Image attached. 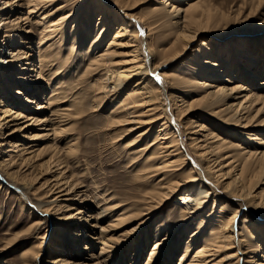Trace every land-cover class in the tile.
<instances>
[{"label": "bare ground", "instance_id": "6f19581e", "mask_svg": "<svg viewBox=\"0 0 264 264\" xmlns=\"http://www.w3.org/2000/svg\"><path fill=\"white\" fill-rule=\"evenodd\" d=\"M144 4L150 8L138 11ZM239 16L231 18V25H238ZM228 21L212 0H0V172L18 189L27 190L28 197H37L32 209L39 213V224L52 213L61 229L58 239L82 242L83 251H93L89 244L100 246V254L107 257L100 261V255L67 247L64 255L48 264H113V255L122 253L138 238L137 231L156 222L170 204L179 206L180 217L161 223V228L166 224L172 228L167 227L166 239L155 242L149 264L156 263L163 249L171 248L172 241L189 228L180 264H264L260 244L264 227L252 226L250 237L244 238L237 221L244 206L264 213V194L252 196L264 176V78L258 84L255 79L258 74L264 77V71L252 72L246 66L250 86L239 76L242 70L233 62L235 53L244 52L245 57L251 51L244 39L241 45L230 42L228 57L227 45L220 43L221 49L215 50L214 40L231 41L234 30L228 31ZM259 26L264 29V21ZM256 39L260 45L262 39ZM195 41L197 48L187 54ZM67 42L71 52L87 53L79 57L85 63L83 83L91 85L86 91L66 75ZM181 55L184 60L176 72L163 69ZM50 69L53 75L47 73ZM237 95L242 101L231 102L240 98ZM88 99L94 111L104 112L110 104L105 130L115 141L127 142L130 166L136 170L134 194L139 199L135 201L93 203L70 174L68 157L78 151L79 137L67 139L63 151L49 141L74 130ZM27 109L32 110L30 115L25 114ZM220 121L242 126L240 131L250 136L252 144L246 149L227 142L216 131ZM35 126L38 132L32 133ZM33 139L48 148L35 149L39 142ZM14 149L19 151L17 157ZM46 150L53 152L50 158L34 164ZM226 176L232 179L225 181ZM29 199L20 202L27 206ZM227 201L237 203L234 209L227 207ZM118 209L122 212L112 219L110 213ZM86 210L89 215L83 218ZM129 224L134 226L124 228ZM41 247L27 246L24 264H38ZM137 249L132 264L143 258L144 250Z\"/></svg>", "mask_w": 264, "mask_h": 264}, {"label": "rangeland", "instance_id": "374dc122", "mask_svg": "<svg viewBox=\"0 0 264 264\" xmlns=\"http://www.w3.org/2000/svg\"><path fill=\"white\" fill-rule=\"evenodd\" d=\"M212 3H214V5H217L222 12L224 13L226 12V14L228 15V20H229L228 22L230 23L228 31L234 30L232 31L233 35L231 36L232 37L231 41L229 42L218 41L219 42L218 43L216 42L217 40H214L215 42L214 41L212 42L215 50L218 52L221 49V44L227 45L224 46L226 49L225 50L226 55L223 53V56L225 55V57H228V54L232 49L231 47L233 46L230 42H233L236 45H241L240 39H244L246 48L248 46L247 43H250L249 45L251 51L248 54H250L251 56L246 54L244 57L242 55L244 54V52L236 51L235 57L237 56V58L236 59L234 58L233 61L239 63L238 67L242 70L240 72L241 75L239 76L245 77L247 79L245 83L250 86V83H252L250 81L251 78L250 76L248 78V74L245 72L246 71L245 69L249 68V70H251L252 72L264 71V59H263L264 55H261L263 54L261 52H264V47H263L264 29H259V28L257 29L259 24L264 21V0H212ZM259 4L261 5V8ZM149 8L150 7H148V5L144 4V6H142V8H140L138 11L142 9H144L142 11H145L148 10ZM236 14L240 15L239 16L240 19L239 22L237 23L238 25L234 26L231 25L233 20L231 18L236 17ZM250 15L252 20L247 19ZM242 21L243 22L245 21L247 24L245 23L244 25H241ZM36 32L38 33V31ZM244 33L247 34L254 33V35L253 36L251 35L250 37H243ZM256 38L262 39L260 45L255 41ZM198 42L199 41H195L192 45V49L186 50L185 52L191 55L192 51L197 48ZM226 43H230V44H226ZM239 48H241V46ZM65 50L66 52L69 53V58L66 64L67 77L69 78V80L73 81L74 83H77L78 86L81 89H83V91H86L91 87V85L90 83L89 84L83 83L84 80L82 79V75L85 68L84 67L85 63L84 61L83 62L80 61L79 57H84L83 55H87V53L85 54L83 53L81 55L77 53V51L71 52L69 42L65 44ZM218 54L219 55H217V58H220L222 55L220 56V53ZM247 56H249V58H247ZM252 59L255 60V63L252 62ZM183 60H184L183 55H181L174 62L172 61L169 64V66H166L163 69L168 70L170 73H174L176 72V68L178 67V65H180L183 62ZM221 60L222 59L220 58L219 61L221 62ZM224 71H226V68H224ZM48 72L52 73V75L54 73L51 69L48 70L47 73ZM258 76L257 78H255L257 80V84L258 82L262 81V79L264 78L261 74H258ZM46 86H48L47 83L45 87ZM237 97L240 98H238L237 100L233 99L231 102L238 103L242 101L241 95H237ZM92 103H93L92 99L91 100L88 99L85 101L84 105L86 108V112H84V114L80 116V118H78L79 121L77 122V125L72 132H70L66 136L53 139L55 141H53L52 140L53 137H51L49 141L50 143H55V147H57L60 151H63V149H65L66 146L68 145L69 141L71 140L75 141L77 137H79V141H78L79 148L77 149L78 151L73 156L68 157L70 174L75 176L77 182L81 184L80 186H83L82 187L83 192L86 193L89 198H92L91 200L93 203L97 204L98 201L100 202L101 206H106L108 205L107 203H110L109 205L111 204L113 205L114 203H111V201L114 199L135 201L139 199V196L134 194V192L136 193L135 183L137 182L135 176L136 170L135 168L133 169V167L130 166L131 157H129V151L126 148L127 142L124 140L120 142L115 141V138L113 137V133L105 130L107 119H109L110 116L109 115L111 110L110 104H108L107 102L104 112H99V111H94ZM33 106L34 105L31 104V108H33ZM24 112L26 115H30L32 110L27 109ZM55 115L56 112L54 111L51 112L50 114V121H52L51 123H53L52 127H54L55 123H57L55 122L57 121ZM261 115L264 116V113H262ZM212 120L214 121L213 118ZM260 120L261 118H259V120L257 119V121ZM199 121H201L200 118ZM52 127L50 129L53 130ZM34 129L35 131L33 130L32 133L38 132L37 131L38 126H35ZM240 130H244L242 126L231 127V124L226 126L221 121L218 122V124H216V131L220 134L222 138H224L227 142L233 141L236 144L238 142L239 144H241V146L243 145L242 147L246 148V146L248 147L249 145L252 144L250 142L251 141L250 136L248 134H244ZM186 135H187L186 132H184L182 137H186ZM261 137H264V134ZM185 139L186 138H184V140ZM34 140L38 141L37 139H33V141ZM38 142L39 143H35L36 145L34 147L35 149L40 148L41 150H43L48 148L45 147L42 141H38ZM21 147L22 146H20V148ZM1 148L2 146H0V155L2 156ZM17 151L18 149H14V151L12 152V154L15 155V157H17L19 154V151L18 152ZM52 154L53 152L46 150L45 152L42 153L40 157H37V160L35 159L36 161H34L33 163L42 165V163L47 161ZM27 155L31 156L30 153H28ZM190 157L191 154H189V159ZM1 160H3V158L0 157V162ZM1 169L2 168L0 165V171H2ZM237 172L238 171H236L235 173L236 175ZM229 177L230 176H226L225 181H229L232 179L231 178L232 176L230 178ZM44 182L45 181H43L42 183ZM259 182L254 187L252 196H254L255 194V196L258 197L261 194H264V176ZM9 184H11L10 189L7 188V185ZM39 185H41V183H39ZM18 187L21 188V186L19 185ZM13 188H17L16 185H13V182H11L4 173L0 172V264H24L23 255L26 251V247L32 245L34 246L42 245L41 257L38 258L39 260L38 264H48L49 263L48 261L50 259L58 257L59 255H64L67 247H70L71 250L75 248L73 249V251L78 250L79 248H80L79 250L82 249V245H81L82 242L76 245L75 243L77 242L72 239L69 240L67 239L64 241V240H60V238L59 239L57 238L59 235L58 233L61 229L60 227L57 226L56 222H53L52 216L54 215L52 213L44 215L43 223L39 224L38 222L39 219H37L38 217L37 215L39 213L37 212L38 214L36 215L32 209V204L37 202V197L29 196L30 197L29 199L28 197L29 194L27 190L25 192L21 188L22 190L21 192L20 189L17 188V191H15ZM23 191L25 192V194ZM22 199L26 200L27 202L29 199L30 200L29 204L27 203V206H23V204H21L20 202L22 201ZM226 204L228 208L234 209L237 203H234L233 201H227ZM209 205L212 206V203H209ZM249 207L247 208L246 206H244L243 210L241 211L237 219V221H240L239 232L242 234V236H245L244 238L250 237L248 231L252 228V226L257 225L262 228L264 227V213L259 210L257 211L254 210L255 212L253 213L251 212L252 210H250L251 207L250 208ZM87 212L88 210L84 212V214L82 215L83 218L89 215V213ZM121 212L122 210L118 209L110 213L113 214L112 219H116L117 214ZM179 217H180L179 206L174 204H170L169 206H167V208L161 214H159V217L157 218L156 222L148 224L147 225L148 227L145 226V228H140L139 231H137V233L139 234L138 238L128 242L126 244V248L123 250L122 253H117L113 255L114 257L111 260L113 261L112 263L132 264L135 256H138L137 255V250H138L137 246H138L140 249H143L144 251H143V258L140 259L137 264H149L150 253L155 246V242L156 241L161 242L165 237L167 238L168 235L167 227L172 228L168 224H166L163 228H161V223H170L173 222L175 218H179ZM248 219L251 220L249 221ZM107 224L108 222L105 223V225ZM130 226L132 227L134 226V224L133 225L129 224L124 228ZM135 226H137V223ZM79 227H81V225ZM98 227L100 228V225H98ZM29 228L30 231L29 233H27L26 230ZM145 231L146 233H144ZM190 231L191 229L189 228L182 234H179L181 235V238H179V240L174 239L172 241L173 242L172 247L169 248L167 251H164L163 249L162 254H160L158 261L156 263L150 262V264H180L179 262L181 261L183 252L185 250L184 245L185 242H187L188 240V235H189L188 233ZM107 233L109 234L108 237L113 236V232H107ZM140 235L142 237H140ZM16 236H18L17 240H15L16 242L11 247L4 250V247L9 242V240L13 239ZM260 244L261 247H263L264 240H262ZM57 245L62 247L60 251H59L60 248H57ZM89 247L92 248L93 250L92 252H90L89 250L86 251L81 250V251H83L84 253L86 252V254L94 253L97 256L100 255L99 256L100 261L102 258H107L105 257L106 256L105 253H104L105 255L100 254L101 253L100 246L92 247V244H89ZM69 253L70 250L67 251V254ZM262 253L264 254V251H262ZM63 257L66 258L65 256ZM67 258L71 261L74 260V258L72 257L71 259L69 257ZM186 259L187 258H185V260ZM54 260L57 259L55 258ZM159 260L161 262H159ZM185 260L182 261L184 262ZM241 263L243 264V261H241ZM253 264H256V262H254Z\"/></svg>", "mask_w": 264, "mask_h": 264}]
</instances>
